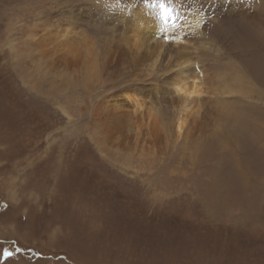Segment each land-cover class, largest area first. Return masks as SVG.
I'll return each mask as SVG.
<instances>
[{
	"label": "rangeland",
	"instance_id": "374dc122",
	"mask_svg": "<svg viewBox=\"0 0 264 264\" xmlns=\"http://www.w3.org/2000/svg\"><path fill=\"white\" fill-rule=\"evenodd\" d=\"M166 16L153 62L131 35ZM249 29L264 0H0V264H264ZM182 68L205 85L179 135Z\"/></svg>",
	"mask_w": 264,
	"mask_h": 264
},
{
	"label": "bare ground",
	"instance_id": "6f19581e",
	"mask_svg": "<svg viewBox=\"0 0 264 264\" xmlns=\"http://www.w3.org/2000/svg\"><path fill=\"white\" fill-rule=\"evenodd\" d=\"M256 16L258 17V15H256ZM147 22H148V24L144 22L143 27H141V25L137 26L135 24L134 28L136 30L135 29L133 30L134 32L132 33L131 36L134 40L133 41L134 49H136L137 52H140L143 49V46H145V45L146 46H152L150 42L146 41V38L144 39L145 34H148V35L152 34L155 36V39L153 40V42L156 43L154 46L155 50H154V52H152V50H151V53L149 54L150 56H155L154 60H153V62H155L158 59V56L161 52V49H162L161 46H163L165 41H166V40H159L158 41V39H160L163 35H169L170 34L169 31H170V28H172V20H171L170 16H166V17H163L159 22L153 21V19H147ZM199 23H200V20L197 16L192 17L190 22H189L190 25H198ZM253 30L252 29L246 30L245 31L247 33L246 37L238 38L237 43L240 44L245 49V51H247L246 52L247 54L250 52L248 58H246L245 61H249L252 64V66H251V70H253L252 75L254 73V76L259 78V77H264V43L260 46H256L257 43L261 44L263 40H262V37H259L258 40L255 41ZM135 31H143V32H135ZM62 37L67 38L64 34L62 35ZM156 48L158 49V52H156ZM182 64L183 63H180L179 65H182ZM171 84H172V87H173V89L177 95V99H176V103H177V106H176L177 115L176 116L177 117H176L175 124L177 127L176 133H178L180 135L182 133V131L184 130L185 125H186L189 117L196 116V114L200 111V109H199L200 105H199L198 109L193 111V108H194L193 103L195 102L194 98L198 99L200 97V95L202 94L201 90L205 85L204 75L201 72H197L195 70L189 71V70L182 68L171 79ZM198 104H200L199 101H198ZM256 119L257 120L261 119V117H259V116H258V118L251 117V120L249 121V125H251V126L253 125L254 130L256 132H259V129H258L259 125L256 126L255 123L253 124V121H255ZM263 148H264V145H263ZM259 150H261V149H259ZM263 150L264 149H262V151ZM245 163H246V161H245ZM249 172H250V170L246 164L244 166L243 171H242V173H243L242 175H243V177L244 176L246 177L245 179L247 182H248L247 177H248ZM261 173L264 174V169L261 171ZM250 178H251V176H250ZM256 180H258V179H256ZM254 181H255V179H254Z\"/></svg>",
	"mask_w": 264,
	"mask_h": 264
},
{
	"label": "snow or ice",
	"instance_id": "6c2138e0",
	"mask_svg": "<svg viewBox=\"0 0 264 264\" xmlns=\"http://www.w3.org/2000/svg\"><path fill=\"white\" fill-rule=\"evenodd\" d=\"M17 251H22L21 249H17ZM37 255H39V253H37ZM13 256V252L8 250V249H5L2 253V257H0V259H7L9 257H12Z\"/></svg>",
	"mask_w": 264,
	"mask_h": 264
}]
</instances>
